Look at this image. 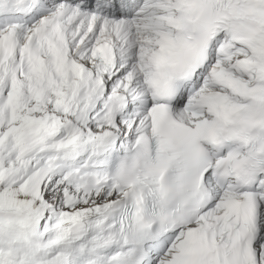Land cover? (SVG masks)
<instances>
[{
  "label": "snow or ice",
  "instance_id": "obj_1",
  "mask_svg": "<svg viewBox=\"0 0 264 264\" xmlns=\"http://www.w3.org/2000/svg\"><path fill=\"white\" fill-rule=\"evenodd\" d=\"M0 264H264V0H0Z\"/></svg>",
  "mask_w": 264,
  "mask_h": 264
}]
</instances>
